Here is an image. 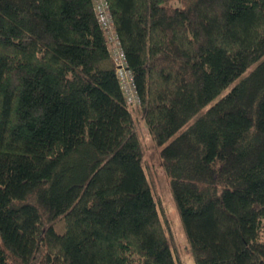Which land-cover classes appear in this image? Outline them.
Returning a JSON list of instances; mask_svg holds the SVG:
<instances>
[{"label": "trees", "instance_id": "trees-1", "mask_svg": "<svg viewBox=\"0 0 264 264\" xmlns=\"http://www.w3.org/2000/svg\"><path fill=\"white\" fill-rule=\"evenodd\" d=\"M0 0V264H264V0ZM116 37L139 103L113 57Z\"/></svg>", "mask_w": 264, "mask_h": 264}, {"label": "rangeland", "instance_id": "rangeland-1", "mask_svg": "<svg viewBox=\"0 0 264 264\" xmlns=\"http://www.w3.org/2000/svg\"><path fill=\"white\" fill-rule=\"evenodd\" d=\"M136 123L146 152L144 164L148 173L149 183L159 202L158 210L161 215V221L170 239V244L176 251L178 264H195L183 224L181 223L180 213L170 190V180L167 178L159 156L156 154L157 149L153 143V138L149 134L142 117L138 116Z\"/></svg>", "mask_w": 264, "mask_h": 264}, {"label": "built area", "instance_id": "built-area-1", "mask_svg": "<svg viewBox=\"0 0 264 264\" xmlns=\"http://www.w3.org/2000/svg\"><path fill=\"white\" fill-rule=\"evenodd\" d=\"M93 1L99 23L106 31L109 30L112 26V14L109 11L108 0H93ZM111 40L114 45L113 47L114 62L116 63V66L118 68L119 79L122 81V84L124 85V90L126 91V94H128V100L131 102L139 103L136 95L137 90H135L131 71L129 70L128 67H126L127 59L124 56V52L121 48V45L115 36L111 37Z\"/></svg>", "mask_w": 264, "mask_h": 264}]
</instances>
